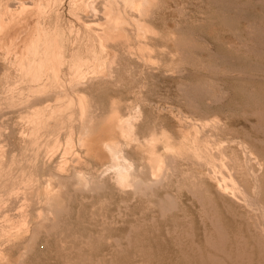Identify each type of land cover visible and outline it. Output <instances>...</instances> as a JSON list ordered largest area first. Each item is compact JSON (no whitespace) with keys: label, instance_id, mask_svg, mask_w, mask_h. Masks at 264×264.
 I'll list each match as a JSON object with an SVG mask.
<instances>
[{"label":"rangeland","instance_id":"1","mask_svg":"<svg viewBox=\"0 0 264 264\" xmlns=\"http://www.w3.org/2000/svg\"><path fill=\"white\" fill-rule=\"evenodd\" d=\"M6 1L0 0L3 5ZM155 5L146 19L153 22L147 20L153 31L160 32L158 37L155 30L140 36V42L129 32L134 42L126 35L124 44L150 55L156 48L154 65L165 66L154 67L148 53L145 58L141 54L138 64V56L132 54L135 61L131 60L127 45L122 44L115 60L121 53L125 56L114 61L112 76L107 82L93 81L89 90L94 106L91 122L107 118L111 111L134 119L122 130L112 128L113 140L132 163L124 182L128 186L117 182L115 172L108 170L112 167H106L112 159H101L78 142V116L63 110L55 115L60 128L30 134L27 122L33 118L41 124L43 117L14 110L13 96L5 87L14 75L8 62L13 54L5 60L0 57V76L4 70L11 73L0 77V202L7 204L4 210L0 203V220L3 214L6 221L0 222V264H264V0H157ZM48 10L45 7L40 17L46 25L54 17ZM72 31L64 29L68 48ZM146 37L157 43L151 45ZM182 38L186 50L182 48L186 45L177 46ZM145 41L151 42H147L153 47L150 52ZM138 42L147 45L146 53ZM159 57L168 61L159 63ZM93 58L92 54L96 69L102 59ZM127 63L131 67L126 68ZM167 70L172 74H165ZM26 86L15 89L20 98L28 95ZM152 151L165 160L166 176L155 177L149 169ZM75 168L91 183L98 181V186L87 182L86 188L82 178L74 177ZM31 188L34 194L29 204L26 194L25 209L24 193ZM49 194L59 211L43 208ZM21 214L26 215L20 218ZM7 215L15 219L8 221ZM11 225L16 226L3 231Z\"/></svg>","mask_w":264,"mask_h":264},{"label":"bare ground","instance_id":"2","mask_svg":"<svg viewBox=\"0 0 264 264\" xmlns=\"http://www.w3.org/2000/svg\"><path fill=\"white\" fill-rule=\"evenodd\" d=\"M156 1L157 0H54V1H51V0H9V1H6L7 3L4 5H3V3L0 2V57H2L5 60L8 58V56L11 55L10 53L13 54V59L11 61H8V62L11 65V67L13 68L14 75H13V78L11 80H8V81H7L8 75L6 76V79H5L7 81V83L5 85V87L7 89L6 91H8V90L11 91V95L13 96L12 97V102H13L12 104L15 105V109H14L15 111L18 110V111H21L20 113H22V114H30L33 117H39V118L41 116L43 117L41 119V122H43V123H41V124L38 122V120H36L37 124L34 123L35 119H33V118H32L33 120L27 119V120H29V123L27 122L26 126L30 129V134H32V133H34L35 135L45 134L46 129H48V130L51 129V131L53 132L56 129L60 128L61 123L60 122L55 123L56 122L55 120L57 119L56 117H58L55 115H56V113L57 114H60V112L62 113L63 110H65V112L68 111V114L70 113V114L75 115L76 117L78 116V118H80V122L78 125V134H79L78 139H77L78 142L82 144L81 145L82 147L84 145L89 151H90V148H92V151H96L101 159H104V160L112 159V162L109 164L110 166H106V167H112V169H110V168L108 169L105 167V173H106L107 169L112 171V172H115V174L112 173L113 175H115V177L117 179V180L116 179L115 180L117 182L119 181V183H122V184L124 182L126 183V181L128 180L127 176H128V173L132 169V163L129 162L127 159H125V157L121 154L120 148L117 147L118 146L117 144H119V142L116 143L113 140V134L115 132H113L112 128L115 127L116 129L118 128L119 130H122L124 128V124H128V125L130 124L131 117H129V116L118 117V115L115 111L114 112L111 111V113L108 116L106 115L107 118H104L105 117L104 116L95 122H91V115L93 114L92 108L94 106L92 107V99H91L92 95H91V92L89 90H90V87H91V84L93 81L99 82L101 80H105L108 77L112 76V73H113L112 66H113L114 61H116V60L119 61L118 60L119 58L123 59L124 57L122 58V55L125 56V54H123V53H121L120 56H118L119 52L116 50H117L119 45H122V44H123V46L127 45V47H128L127 52L126 51L125 52L126 53L129 52L131 54H129L130 56H128L126 54V56H128L130 58L131 56H133L132 54H134V57L138 56L137 57L138 62H139V57L141 58L142 55L145 58L144 55H146L148 53L147 51H146L147 52L146 53L145 50L148 47L150 49H147V50L149 52L151 51V48H153V47L150 46L149 44L151 43L150 41H153V43L151 45H153L156 42L155 40H152L154 37L152 39H149L147 37L144 38L145 40L146 39L150 40V41H145L146 44L148 45L147 48H146V46H147L146 44L143 45L142 43L138 42L139 46L140 47L142 46L144 48V49L143 48L142 49L144 50V52L146 54L140 53V52H137V51L131 49L130 43L129 44H124V43H127V39L131 37V36L128 37L129 32L131 33V35L135 36V37L133 36L134 38L139 37V38H137V41H138V39L140 41V36H143L145 34H146V36H147V34L150 35L152 32H154L156 30L155 29L153 31L151 28V26L154 25L153 22L149 19H146V17H148V15L150 16L152 9L155 8L154 6H156L155 5ZM45 7H48L49 10L51 12H53V14H54L53 19L52 20L50 19L51 21L49 20L47 25L45 23V19H40L42 12L45 11ZM49 10H48V13H49ZM154 10H156V8ZM45 13H47V12H45ZM39 14H40V16L38 17ZM147 20L149 21V23L152 22L153 25L151 24V26H150V24L147 22ZM63 24H64V26H63ZM154 27H156V26H154ZM154 27H153V29H154ZM66 28L69 29L71 32H73L72 29L75 30V32H74L75 34L73 33L74 35H73V39H72L71 44H70V48H68L69 43L65 42L64 29H66ZM159 33L160 32H158L156 34L157 37H158ZM126 35L128 38L126 37ZM161 36H159V37H161ZM183 36H184V34H183ZM133 37H131L132 40L134 39ZM185 37L187 38V36H185ZM70 38H71V35H70ZM172 38L176 39L175 37H172ZM93 39H96L98 41L97 45L95 44ZM177 39L179 40L180 37H178ZM143 40H142V42H143ZM178 40H176V41H178ZM181 40H182V42L177 45L179 48L181 47V44L183 43V38ZM184 40H186V39H184ZM137 41H136V43H137ZM133 42H134V40H133ZM147 42L148 43L150 42V43L148 44ZM186 43L187 42L182 44V45H186V47L182 46V48H184L185 50L188 49ZM160 44L162 45V43H160ZM165 44H166V42H165ZM174 44H176V43H174ZM166 45H164V46L166 47ZM157 47H158V45H157ZM119 48H120V46H119ZM154 50H152V51L154 52ZM122 51H123V49H122ZM122 51H120V52H122ZM152 51H151V55L149 53L147 54L148 56H151V58H152V55L155 54V53L153 54ZM181 51H182V49H181ZM116 52H118L117 56L119 58L115 60ZM183 53H181V54L184 55ZM92 54L94 57L93 59H96V61H98V60L100 61L102 59L101 61L105 65L104 68L102 67L103 66L101 64L102 62L101 63L99 62L101 65L98 63V65L100 67L96 66V69L94 68L95 66L93 67V65L95 63L92 64V62H93L92 61ZM186 54H187V52L185 53L184 57L186 56ZM108 55H110V56H108ZM156 55L157 54H155L154 57H156ZM103 56H105V58H103ZM134 57H132L133 61H135ZM132 58H130V59L132 60ZM153 58L149 59V60L152 61L153 62L152 64L154 65V63H156V62H154L156 58L155 59H153ZM159 58H160L158 60L159 63H161V61L164 62L165 59H163L161 57H159ZM157 59H158V56H157ZM123 61H125V60H123ZM144 61H146V60H144ZM165 61H168V59ZM170 61L167 62V64H170L167 66L171 67V65H172V67H171V69H172L174 64H172V62L170 63ZM2 62H3V60H2ZM119 62H121V61H119ZM141 62H139L138 64H141ZM147 62L148 61H146L145 65L147 64ZM163 62H162V64H164ZM129 63H130V61H129ZM129 63H127V65L125 64L126 68L129 66L131 67L132 64L129 65ZM116 64H117V62L115 63V65ZM148 64L150 65L151 63H148ZM152 64H151V66H153ZM165 64H166V62H165ZM6 65H8V64H6ZM125 65L122 68H125ZM155 65H154V67H155ZM158 65L160 66L161 64H158ZM158 65H156V66H158ZM142 66H144V65H142ZM163 66H165V65H163ZM178 66H180V65H178ZM116 67H118V66H116ZM140 67L138 69H140ZM12 68H10V69H12ZM118 68H120V66ZM3 69H5V68H3ZM7 69H8V67H7ZM129 69H131V68H129ZM133 69L136 70V68H133ZM133 69H132V71H130L128 69L127 70L130 72H133L134 71ZM143 69L141 70L142 74H144V72L146 71V70L143 71ZM150 69H151V67H150ZM150 69H149L150 72L148 71L149 73H151ZM153 69H156V68H153ZM159 69L162 70L160 67H159ZM164 69H165V67H164ZM175 70L176 69L173 70L174 71L173 73L176 72ZM186 70L183 73L185 75L188 74V71H186ZM6 71L4 70L3 72L6 73ZM138 71H135V72L137 73ZM157 71H159V70H157ZM0 72H1V70H0ZM3 72H2V75H3ZM7 72L9 73V70ZM139 72L137 75L141 74ZM154 72H155V70H154ZM165 72H164L165 74H167V73L172 74L168 70ZM179 72H181V71H179ZM5 73H4V76H5ZM117 73L118 72H116V74ZM149 73H148V75H149ZM9 74L11 76V73H9ZM119 74H121V73L119 72ZM253 74L251 73L250 75H253ZM2 75L0 77H2ZM139 76H141V75H139ZM143 76H145V75H143ZM146 76L144 77L145 79H146ZM247 77H249V76H247ZM10 78L11 77H9V79ZM149 78H151V76ZM147 79H148V77H147ZM105 81L107 82V80H105ZM105 81H103V82H105ZM111 81H113V80H111ZM143 81L139 85L143 84ZM116 83L114 84L115 87H116ZM24 84L27 85L26 88H28L27 89L28 95H26L25 98H20V95L17 94L15 89L17 88V86L24 85ZM111 84L112 83H110V85ZM117 84L120 85L121 82L119 83V81H118ZM139 85H138V87H139ZM101 86H103V85H101ZM20 93L22 95V93H23L22 89L20 90ZM139 93H141V92H139ZM139 93H138V95H139ZM224 98H225V96H224ZM10 99H11V97H10ZM7 101H8V98H7L6 102ZM95 105H96V103H95ZM10 108H12L11 105H10ZM22 111H25L26 113H24ZM65 112H63V113H65ZM96 112H97V110H96ZM99 112H102V111H99ZM132 118H134V117H132ZM70 119H72V117ZM139 119H140V117H139ZM131 121H134V119ZM70 124L72 125L73 123H70ZM71 125H70V127H71ZM72 128H73V126H72ZM34 130H42V132L38 133V132H35ZM120 132H123V131H120ZM60 133H61V131H60ZM32 135H30V137ZM132 136H134V135H132ZM56 138H57V136L53 137V140H56ZM123 138H124V136H123ZM127 138H129V137H127ZM31 139H33V137ZM136 140H138V139H136ZM36 141H38L37 138H36ZM49 141L51 142V140H49ZM49 141H48V143H49ZM65 141L67 143V140H65ZM128 141H131V139H128ZM154 141H155V139H154ZM126 142H127V140H126ZM132 142H136V141L132 140ZM152 142H153V140H152ZM35 143H37V142H35ZM38 144H39V141H38ZM35 146H36V144H35ZM64 147H65V145H64ZM4 153H6V152H4ZM6 157H7V154H6ZM60 160H62V159H60ZM148 160H149V164L151 167L149 169L152 170V173L154 174L155 177H159V176L163 175L165 171H167L166 170V168H168L167 164L164 163L165 160H163L162 156H160L159 154H155L152 151V153L149 154ZM2 164H3V162H2ZM2 164L0 165L1 168H2ZM78 171L79 170L76 171V168H75V173H73V175H75L74 177L77 176L80 179L82 178L84 181L82 183H85V182H86V184H88L87 182L91 183V180L89 178H87V176L85 177L84 174H81ZM134 171L135 170H133L132 172H134ZM103 172H104V170H103ZM107 173H108V171H107ZM150 173H151V171H150ZM109 175H111V174H109ZM17 177H19V176L17 175ZM99 177L102 178L103 175L99 176ZM67 178H70V177H67ZM91 178H92V176H91ZM26 179L28 180L29 177L24 178V180H26ZM97 180H98V178L95 181H97ZM138 180H139L138 181L139 183L142 181L140 184L145 183V182H143V180H140V179H138ZM79 181H81V180H79ZM92 181H93V178H92ZM116 181H115V183H117ZM135 181H136L135 183H137L139 185L137 180H135ZM93 182L91 183V185H95V183H97L98 181L95 183H93ZM99 182H100V180H99ZM22 183H23V186H25L27 182H25V181L23 182V180H22ZM31 183H32V181H31ZM135 183H130V185H134ZM128 184H125V185L128 186ZM32 185L33 184H31L29 186V188L32 187ZM38 185H37V187H38ZM48 185L50 186V184H48ZM48 185L47 186L45 185L46 189H47V187H49ZM96 185L98 186V183ZM138 185H134L133 189L137 188ZM21 186H22V184L20 185V189H21ZM80 186H82V185H80ZM84 186H86V188H89L90 184H88V185L84 184ZM129 187H132V186H129ZM139 187H140V185H139ZM76 188H78V186ZM119 188H120V186H119ZM91 189L92 188H90V190ZM17 190H18V188H17ZM28 190L29 189H26V192L24 193V197H23L24 198L23 199L24 200L23 201V204H24L23 207H25V209L28 208L25 205L27 203L29 204V202H31L29 200V198L32 196L30 194L33 193V192L32 193L30 192V191H32V188L29 190V192H27ZM38 190H39V188L37 189V191ZM233 190H234V188H233ZM37 191H36V194H37ZM85 191H86V189H85ZM26 194H29L28 199L26 200L27 203L25 202V196H27ZM47 196H48V199H47V204L45 206L46 207L48 206V207L45 208V206H44L43 208L50 210L52 212L53 211L55 212L56 210H58V208H57L58 206L56 205V203H54L55 202L53 199L54 196L52 194L51 195L49 194ZM0 198H1V194H0ZM31 200H32V197H31ZM7 201H9V200H7ZM2 204L4 207L2 206ZM5 205H7L5 203V201L3 203H1V206L3 207V209L7 207ZM12 206H13V204H12ZM17 206H15V208H19V205H17ZM20 207H21V205H20ZM21 209H22V207H21ZM21 209H19V210H21ZM25 209H23V210H25ZM44 209H42L43 214H45L47 211L46 210L44 213ZM23 210H21V211H23ZM0 211H3V210L0 209ZM12 211H15V210L13 209ZM42 211H41V213H42ZM20 213H23V212H20ZM24 213H27V212L25 211ZM48 213H49V211H48ZM7 214L9 215V213H7ZM5 215H6V212H5ZM8 215L6 216V219H7ZM23 215L25 217L26 214H21L20 218ZM13 216H14V214H13ZM4 217L5 216L2 214L3 219H4ZM42 217H41L42 218L41 220H44V218L46 216L44 217V215H43ZM9 218H11V217H9ZM9 218L7 219L8 221H9ZM13 218H11V221H13ZM27 218H24L23 220H25ZM3 219H1L0 222L3 221ZM41 220H39V222ZM17 221H18V219H17ZM19 221L21 222L22 220L20 219ZM20 222H18V223H20ZM18 223H17V227H18ZM20 224H22V223H20ZM24 224H26V223H24ZM24 224H23V226H24ZM13 225H11L12 227L6 226L7 227L6 230H3V231L9 230V228L13 229L16 226V225L15 226H13ZM32 225H33V223H32ZM23 226L20 225L19 227H23ZM18 230H19V228H18ZM14 231H16V230H14ZM33 231L34 230H32V232ZM2 233H4V232H2ZM23 234H25V233H23ZM5 236H8V234L7 235L5 234ZM14 240H15V237H14ZM3 241H5V239ZM6 242H8V240ZM14 243H16V242H14ZM22 251H24V250H22ZM22 251H21V253L23 254ZM26 253L23 255L25 256ZM23 255H22V257H24ZM5 256H7V255H5ZM22 257H20V258H22ZM22 260L23 259H21V260L19 259V262L20 261L22 262Z\"/></svg>","mask_w":264,"mask_h":264}]
</instances>
